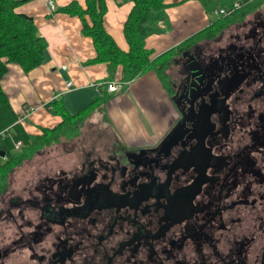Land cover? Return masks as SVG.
<instances>
[{"label":"flooded vegetation","instance_id":"af4514ba","mask_svg":"<svg viewBox=\"0 0 264 264\" xmlns=\"http://www.w3.org/2000/svg\"><path fill=\"white\" fill-rule=\"evenodd\" d=\"M259 4L173 58L168 86L184 117L156 151L94 148L22 192L10 183L0 228L13 233L0 232V264H264ZM186 51L202 63L188 62Z\"/></svg>","mask_w":264,"mask_h":264},{"label":"crops","instance_id":"0c3cea01","mask_svg":"<svg viewBox=\"0 0 264 264\" xmlns=\"http://www.w3.org/2000/svg\"><path fill=\"white\" fill-rule=\"evenodd\" d=\"M17 1L16 12L31 17L46 42L41 65L25 73L19 65L10 64L2 80L3 89L25 131L38 134L42 128L61 124L62 117L52 113L57 102L69 116L85 114L78 130L66 127L62 133V137H66L59 148L67 156L72 154L71 166L79 163L80 152L94 148L106 155L116 145L128 150L158 146L178 118L169 82L165 83L149 69L126 87L109 92L107 83H122V66L112 68L106 63H94L96 49L92 38L82 33L81 18L62 10L73 1L84 8L86 0H55L54 12L49 11L46 0ZM106 6L105 28L118 46L128 51L124 25L134 3L106 0ZM210 14V7L197 0L167 9V20L157 24L158 32L148 37L147 48L158 56L179 45L221 18L217 16L212 20ZM168 75L170 81L169 71ZM69 81L73 84L70 88ZM103 94L108 100L100 105L97 99ZM97 103L100 107L86 114ZM26 110L34 111L26 116ZM88 121L98 127L86 128ZM74 145H77L76 150H73Z\"/></svg>","mask_w":264,"mask_h":264},{"label":"trees","instance_id":"16d2710c","mask_svg":"<svg viewBox=\"0 0 264 264\" xmlns=\"http://www.w3.org/2000/svg\"><path fill=\"white\" fill-rule=\"evenodd\" d=\"M131 1L134 6L124 25L128 51L122 50L105 28L106 0H86L84 8L77 1H73L62 8L64 12L81 18L82 33L92 38L96 49L94 63H106L112 68L122 66V87H126L129 82L149 69L154 70L165 83L169 82L168 70L175 56L198 42L216 38L231 23L244 22L262 0H232L227 7H232L236 2L241 5L233 15L221 17L210 27L197 32L158 56L147 48L148 37L158 32L159 22L167 20V9L191 0ZM197 1L205 7H211L220 0ZM18 4L17 0H0V153H5L4 157L0 154V195L9 190L11 174L15 169L37 154L40 149L58 142L59 135L66 131V127H73L74 131L78 130L85 115L69 116L56 102L52 113L63 119L58 126L42 128L40 133L30 134L18 122L19 116L3 89L2 80L9 72L10 64L19 65L25 73L41 65L46 49V42L39 35L34 20L16 12ZM107 100V96L103 94L97 102L103 105ZM98 103L86 114L100 107ZM48 106L50 108V105ZM17 142H22L19 152L15 151Z\"/></svg>","mask_w":264,"mask_h":264},{"label":"rangeland","instance_id":"374dc122","mask_svg":"<svg viewBox=\"0 0 264 264\" xmlns=\"http://www.w3.org/2000/svg\"><path fill=\"white\" fill-rule=\"evenodd\" d=\"M231 1L232 0H220L219 2H216L215 4H212L210 7V10L213 11L215 9H218L222 5L224 7H227L228 3ZM254 14H255V11L252 12V14L248 16V18L253 16ZM210 16L212 20L217 18V16L213 15V13L210 14ZM168 71L170 72V74H172L171 73L172 66H170ZM30 113L32 112L30 111ZM94 127H98V126L97 125L92 126L91 123L88 121V126L86 128L92 129ZM59 137H60V140L58 142L40 149L37 154L32 156L23 165H21L19 168L13 171V173L11 174V184H12L10 188L11 190L13 191L21 190L22 192L24 190L22 189L23 186L28 185V183L32 181V179H35L36 177H38L37 175H42V173H45V174L54 173L58 171L59 169L69 170L70 168H72V166L70 165L71 160L73 158L72 154L70 156L69 155L67 156L65 155V153H63V150L61 149V147L59 148V146H61V143L63 142V139L66 137V135L62 137V135L60 134ZM20 149L16 152H19ZM0 232H5L7 235H9L11 232L13 233L10 227L9 228L2 227L0 228Z\"/></svg>","mask_w":264,"mask_h":264},{"label":"built area","instance_id":"2783aa9c","mask_svg":"<svg viewBox=\"0 0 264 264\" xmlns=\"http://www.w3.org/2000/svg\"><path fill=\"white\" fill-rule=\"evenodd\" d=\"M46 5L50 12H54L57 9L55 0H46ZM240 7H241L240 3L236 2L232 7H224V8L221 7V8L213 10L212 13L219 17H228V16L233 15V13L239 10ZM67 86L68 88L72 87L73 86L72 82L71 81L67 82ZM106 86L109 92H117L123 86V83L110 82V83H107ZM33 111L34 110H32L31 112ZM28 113H30V111L26 110V116L27 115L29 116L31 114V113L30 114ZM21 146H22V142H17L15 144V151H18L21 148Z\"/></svg>","mask_w":264,"mask_h":264},{"label":"water","instance_id":"95a60500","mask_svg":"<svg viewBox=\"0 0 264 264\" xmlns=\"http://www.w3.org/2000/svg\"><path fill=\"white\" fill-rule=\"evenodd\" d=\"M183 56L187 58V61L188 62L192 61V63H199V64L202 63V60H199V57L198 56H193L191 54V52H189V51H186L185 53H183ZM205 63H206V61L201 66L204 67L205 66ZM198 69L199 68H192L191 69V70H194L193 75L196 76V77H200V78L204 79L205 78V74L201 70H198ZM194 91H197V88H195ZM172 101L174 103V106H175V109H176L177 114L180 115V116H183L182 113H181V111L178 108V105H177V103L175 101V97L174 96L172 97ZM177 127H178V125L177 126H174L168 132V134L161 141L160 145H162L163 143L167 142L170 139V137L174 135V132H175L174 130H176L175 128H177ZM159 146L153 147V148H143V149H140L139 151H137L138 152L137 156H142V155H144V154H146L148 152H154V151H156L159 148ZM0 154H1L2 157L5 156V153L4 152H1ZM75 188H76V186H75Z\"/></svg>","mask_w":264,"mask_h":264}]
</instances>
